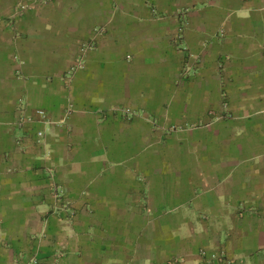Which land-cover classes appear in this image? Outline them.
<instances>
[{"label":"crops","instance_id":"1","mask_svg":"<svg viewBox=\"0 0 264 264\" xmlns=\"http://www.w3.org/2000/svg\"><path fill=\"white\" fill-rule=\"evenodd\" d=\"M0 264H264V0H0Z\"/></svg>","mask_w":264,"mask_h":264},{"label":"rangeland","instance_id":"2","mask_svg":"<svg viewBox=\"0 0 264 264\" xmlns=\"http://www.w3.org/2000/svg\"><path fill=\"white\" fill-rule=\"evenodd\" d=\"M165 155H166V157H168V156H169V155H168V152H166ZM58 194H59V193H58ZM56 195H57V194H56ZM56 195H55V200H56V201H59V198H60V197H59L58 195H57V196H56Z\"/></svg>","mask_w":264,"mask_h":264},{"label":"built area","instance_id":"3","mask_svg":"<svg viewBox=\"0 0 264 264\" xmlns=\"http://www.w3.org/2000/svg\"><path fill=\"white\" fill-rule=\"evenodd\" d=\"M57 196V195H56Z\"/></svg>","mask_w":264,"mask_h":264}]
</instances>
